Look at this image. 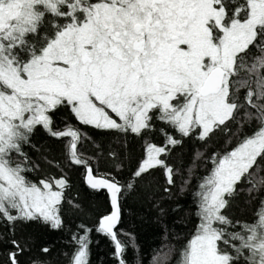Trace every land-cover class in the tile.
I'll list each match as a JSON object with an SVG mask.
<instances>
[{
	"label": "snow or ice",
	"instance_id": "1",
	"mask_svg": "<svg viewBox=\"0 0 264 264\" xmlns=\"http://www.w3.org/2000/svg\"><path fill=\"white\" fill-rule=\"evenodd\" d=\"M157 123L173 130L159 129L162 146L147 138ZM38 130L65 140L68 163L85 169L90 190L106 193L95 231L111 242L117 264H127L128 243L139 251L118 231L130 200L155 210L162 228L149 264H264V0H0L4 264H23L32 252V225L68 231L72 252L60 255L90 264L93 228L80 222L72 230L65 216L91 208L67 195V174L33 142ZM130 137L144 142L138 159L127 152ZM189 138L202 147L187 163L181 152L169 164ZM87 141L94 155L78 150ZM101 158L111 171L89 163ZM41 161L62 174L45 172ZM183 195L191 206L178 222L194 224L180 243L165 202ZM51 251L41 246L30 264H51Z\"/></svg>",
	"mask_w": 264,
	"mask_h": 264
},
{
	"label": "trees",
	"instance_id": "2",
	"mask_svg": "<svg viewBox=\"0 0 264 264\" xmlns=\"http://www.w3.org/2000/svg\"><path fill=\"white\" fill-rule=\"evenodd\" d=\"M59 124V121L57 122ZM75 123V121H73ZM83 128V126H81ZM160 128H166L169 133L173 130L168 128L166 125L157 123L156 131H153L147 137L153 143L158 146H162L164 143V136L160 133ZM83 131L89 134H94L93 130L88 128H83ZM219 136V134H217ZM224 137L220 136V142L223 143ZM34 143L39 145L41 148L46 149V154L49 159L54 160L60 164V168L63 173H66L71 189L67 193L69 197L79 198L83 201L85 207H90L91 212L88 216L74 215L72 212H68L65 216V223L70 229L75 230L76 225L80 222L87 224L89 227L93 228L90 238L97 243L90 245L91 248V258L90 264H117L116 260L113 258L114 247L111 242L101 234L96 233L95 227L97 226V218L106 212L109 205L107 202V195L104 191L93 192L85 184V169L82 166L70 165L65 156V140H57L55 138L49 137L42 130H38L34 140ZM143 140L135 137H130L127 143V152L131 154L134 159H138L143 152ZM202 147L199 141L194 138H189L184 140L183 148L177 147L173 150L171 157L168 159L169 164H176L180 158L181 152H183V161L187 163L193 152L198 148ZM30 154L39 159L36 152L31 149H26ZM78 150L82 151L86 156L94 155L96 149L90 141L84 142L82 145H78ZM206 151H211L207 149ZM93 168L99 169L101 174L111 171L112 163L109 159L101 158L97 165L96 161L89 160ZM41 167L43 170L49 174H54L59 177L62 173L55 166L50 165L44 161H41ZM201 173L203 168L200 169ZM159 175V173H158ZM37 174H31L32 179H36ZM163 178L161 177V180ZM195 184V180H193ZM182 206V210L178 213H172L171 208L175 204ZM166 206L169 209L167 214V223L170 227H175L181 234L180 243L183 242V238L189 234L193 227L194 219L187 223V226H183L178 222L179 217L185 216L184 209H189L191 206V196L183 195L178 199L172 201H166ZM233 211L237 216H241V211L238 208H233ZM249 213H244L246 217ZM157 213L152 210L147 204H138L134 200H130L125 204L124 212L122 214L121 223L118 226V231L121 232L120 239L128 241L129 238L123 233H130L135 238V243L138 246V254L133 252L131 243H128L127 251L125 253V259L127 264H149V260L153 254L154 249H160L164 241L162 240V228L156 220ZM175 222V223H174ZM36 239V246L33 248L31 253H26L21 257L23 264H30V258L36 256H42L39 252L41 246H50L52 251L48 254V258L51 260V264H67V260L60 253L67 252L71 253L73 246L68 243L70 234L68 231H49L47 228L41 225H32L28 230ZM8 246L0 247V264H4L6 256L3 255L6 252Z\"/></svg>",
	"mask_w": 264,
	"mask_h": 264
},
{
	"label": "water",
	"instance_id": "3",
	"mask_svg": "<svg viewBox=\"0 0 264 264\" xmlns=\"http://www.w3.org/2000/svg\"><path fill=\"white\" fill-rule=\"evenodd\" d=\"M119 226V225H118Z\"/></svg>",
	"mask_w": 264,
	"mask_h": 264
}]
</instances>
